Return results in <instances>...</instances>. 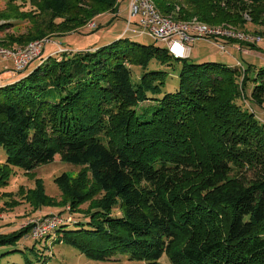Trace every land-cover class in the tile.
Masks as SVG:
<instances>
[{
    "label": "trees",
    "instance_id": "16d2710c",
    "mask_svg": "<svg viewBox=\"0 0 264 264\" xmlns=\"http://www.w3.org/2000/svg\"><path fill=\"white\" fill-rule=\"evenodd\" d=\"M89 1L96 5L92 19L102 12L119 16V0ZM152 1L175 22L197 17L213 27H244L239 11L248 1L263 13L257 19L264 17V0ZM22 2L52 9L61 35L84 26L69 15L77 0ZM39 27L7 33L0 46L42 40L47 33ZM64 49L57 57L42 54L32 70L34 63L15 82L0 84V148L8 154L0 163V190L13 167L31 175L59 155L86 170L77 181L68 174L56 179L57 204L37 179L27 195L31 205L63 208L58 216L70 204L74 214L91 196L105 193L88 222L62 220L44 239L57 231L56 242L77 248L93 264H264V174L248 182L244 173L264 167V123L236 102L240 69L183 60L179 89L160 97L166 73H145L134 83L132 67L179 60L166 47L121 38L82 54ZM252 66L246 68L249 79ZM252 82L251 99L263 105L264 68H255ZM146 102L153 106L140 109ZM116 207L121 216L113 215ZM31 225L0 234V246L27 237ZM73 225L81 229L68 230ZM118 255L125 259L113 258Z\"/></svg>",
    "mask_w": 264,
    "mask_h": 264
},
{
    "label": "rangeland",
    "instance_id": "374dc122",
    "mask_svg": "<svg viewBox=\"0 0 264 264\" xmlns=\"http://www.w3.org/2000/svg\"><path fill=\"white\" fill-rule=\"evenodd\" d=\"M97 5L100 10L103 9L102 6ZM95 7L96 5L92 1L77 0L74 6H72L69 15L72 17L78 16L77 18L84 22V26L76 31L66 33V35H61V32H58L54 28L60 22L54 19V15L51 12L52 9L45 6L34 8V5H27L22 0H0V28L3 26L10 28L6 32H0V40L7 33L14 35L27 34L32 32L33 28H38L39 25V28H42L47 33V36L43 40H48L42 58L60 56V54H56L60 48H66L72 51L73 54H82L89 49L103 47L121 38L129 39L141 45L166 47L163 42L155 41L147 36H138L128 29V0H119V16L116 19H114V14L112 15L110 12H102L98 18L92 19L90 11L94 10ZM243 8V10L240 9L241 14L239 11V15L242 16L245 22L244 27L221 26L241 33L244 36L243 39L224 37L223 39L225 40L223 41L227 42L225 44L226 52L220 49L219 43L216 40L199 39L191 43V56L186 62L188 64L217 62L232 68H239V90L241 96L236 99V102L242 109L254 112L257 119L264 123V103L263 105H259L251 99V92L254 86L252 82L254 70L255 68H264V17L257 19L263 13H257L258 8L252 7L250 1L246 2V5L243 4ZM176 12H179V8H177ZM2 13H6L7 16L16 15L17 17L1 18ZM82 14H85V16H82ZM168 16L174 17L173 14ZM192 20L204 23L197 17L188 21ZM204 24L209 25L208 23ZM69 26L72 25L70 24ZM209 26L213 27L212 25ZM49 30L51 33H49ZM251 44H254V47L250 48L247 46ZM37 63L31 65L28 71L32 70ZM184 63L183 60H172L169 65H161L156 60H153L148 68L135 65L132 67V78L134 83H138L145 73L155 71L165 72L166 82L160 94V97H163L165 94L174 93L179 89L180 73ZM7 64L12 66L11 62ZM249 65H253L250 69L253 73H249L251 79L247 77L248 74L246 72V68ZM21 74L15 73L13 75L12 72H1L0 84L8 85L11 82H15V79ZM246 79V88H243L242 84ZM260 80L263 81V79ZM150 106H153V103L146 102L140 105V109ZM7 158L8 154L6 150L0 148V163L4 164ZM13 168L14 174L10 177L8 185L0 190V234L22 230L34 221L54 217V214H59L64 210L60 207H44L38 210L36 209V205H31L27 195L30 193V190L35 188L37 179L43 180L46 193L50 197H53V200L56 202L55 204H57V202L61 201V190L56 179L63 174H68L72 180L77 181L81 173L86 170L84 167L64 162L59 155L56 156L54 162L39 166L31 175L24 173L19 168ZM244 173L248 182L255 181L258 175L264 174V167L259 165ZM105 198V193L91 196L89 200L79 206L77 212L74 214L70 212V204H67L68 207L64 215H71L76 223L88 222L89 217L87 216L96 212L94 208L101 205ZM113 199L115 198L113 197L110 201ZM113 215L121 216V211L118 207L114 209ZM52 228L50 232L48 230L46 232H39L35 236L36 241L30 236H24L12 244L0 246V264H27V262L28 264H93L96 262L94 259L82 254L77 248L66 245V243L56 242L59 238L57 231L55 235L44 239L55 230H52ZM79 229H81V226L75 225L68 228V230ZM115 256H113L114 259H125L121 255Z\"/></svg>",
    "mask_w": 264,
    "mask_h": 264
},
{
    "label": "built area",
    "instance_id": "2783aa9c",
    "mask_svg": "<svg viewBox=\"0 0 264 264\" xmlns=\"http://www.w3.org/2000/svg\"><path fill=\"white\" fill-rule=\"evenodd\" d=\"M128 29L138 36H147L155 41L163 42L169 53L179 60L190 58L191 43L199 39L211 40L213 37L243 39L244 36L235 30L225 27H211L197 20L175 22L163 15L152 0H129ZM48 40H37L25 47L6 48L0 46V73L24 72L32 63L39 59L45 50ZM220 49L226 52L225 45ZM66 50L60 48L57 53ZM11 62L12 66L7 63ZM69 209V208H68ZM69 213V212H68ZM71 215H58L34 221L30 236L35 240L39 232L46 231L51 223L58 220H71Z\"/></svg>",
    "mask_w": 264,
    "mask_h": 264
},
{
    "label": "bare ground",
    "instance_id": "6f19581e",
    "mask_svg": "<svg viewBox=\"0 0 264 264\" xmlns=\"http://www.w3.org/2000/svg\"><path fill=\"white\" fill-rule=\"evenodd\" d=\"M54 217H56V216H54ZM62 222H63L62 220L54 221L53 223L50 224V226L47 227L46 231L48 230V231L50 232V230H51L52 227H53L52 230H54V229L57 228L59 225H61ZM54 223H55V224H54ZM58 223H59V225L57 226ZM31 224H32V223H31ZM46 231H45V232H46ZM44 235H45V234H44ZM42 236H43V234H42Z\"/></svg>",
    "mask_w": 264,
    "mask_h": 264
},
{
    "label": "crops",
    "instance_id": "0c3cea01",
    "mask_svg": "<svg viewBox=\"0 0 264 264\" xmlns=\"http://www.w3.org/2000/svg\"><path fill=\"white\" fill-rule=\"evenodd\" d=\"M129 1V0H128ZM119 13V12H118Z\"/></svg>",
    "mask_w": 264,
    "mask_h": 264
}]
</instances>
